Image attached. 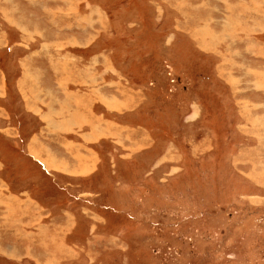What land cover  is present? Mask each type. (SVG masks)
<instances>
[{
  "label": "rangeland",
  "instance_id": "rangeland-1",
  "mask_svg": "<svg viewBox=\"0 0 264 264\" xmlns=\"http://www.w3.org/2000/svg\"><path fill=\"white\" fill-rule=\"evenodd\" d=\"M41 1L51 9L38 8L34 16L7 6L16 16L6 11L10 18L0 17V130L20 128L22 121L35 126L23 97L13 95V79L21 76L20 59L53 35L55 46L70 42L63 52L85 59L80 62L86 73L101 69V63V74H115L118 91H97L95 104L103 112L117 109L110 118L126 120L136 132L132 142L121 136L123 145L107 131L110 143L97 161L100 175L75 185L76 180L49 175V165L31 151L47 177L32 171L21 153L27 152L20 145L26 135L13 129L17 142L11 158L17 163L0 162L2 180L52 191L59 200L53 212L73 203L65 213L75 224L60 240L44 234L34 240L25 230L31 229L29 217L28 224L19 217L14 225L2 219L0 264H264V49L255 59L250 44L264 45V7L253 11L248 0H70L69 7ZM226 6L239 16L228 17ZM16 13H24L22 28L11 22H19ZM61 15L65 20L58 22L55 17ZM25 34L39 37L26 40ZM233 38L247 40L239 41L245 54ZM29 41L32 51L20 45ZM99 76L79 79V89L106 85ZM129 86L144 96L128 116L120 113L122 103L115 96L125 100ZM11 229H18L19 238L5 239Z\"/></svg>",
  "mask_w": 264,
  "mask_h": 264
},
{
  "label": "crops",
  "instance_id": "crops-1",
  "mask_svg": "<svg viewBox=\"0 0 264 264\" xmlns=\"http://www.w3.org/2000/svg\"><path fill=\"white\" fill-rule=\"evenodd\" d=\"M2 1V3L0 2V17H3L4 21L8 20L10 17H15L16 15L14 13L16 9L18 12H22L23 10L28 13L33 12L34 16H37L39 13L38 8H42L45 11L51 9L47 4L48 2H42L41 0H28V4L37 6V8L33 11L30 8L24 6L20 0ZM58 2H62L61 5L65 4L69 7L70 0H66L65 2L63 0H58ZM75 2H77V0ZM248 2H251V4L254 5L253 11L259 10L261 7L263 9L264 7V0H248ZM73 5L76 4L74 3ZM7 6L11 9L13 8L12 10H14V13H9ZM6 11H8V14L10 15L9 18L5 16ZM95 11V14L98 15V26L101 28L102 23H104L103 16H101L103 14L99 9ZM260 12H262V10ZM17 15L20 17L19 22L17 23V20H11V22L18 28H22L23 23L20 21L22 20L24 13ZM25 16L27 15L25 14ZM234 16H239V12H235V8H230L228 11V17L232 18ZM40 18L43 17L40 16ZM230 18H228L225 22L229 21ZM55 19H58V22H63V20H65L62 18V15L60 17L56 16ZM255 23L259 24V20L255 21ZM0 28H2V25H0ZM49 31L50 29L46 31L45 34L47 35ZM49 34L51 35L52 33ZM25 35L26 40H31L33 37L34 39H37L39 37H36V34ZM52 36L53 35H51V39L49 38V41L42 40L40 42V50H36V52L32 51V46L34 43L33 41H29L28 44H20L23 48L28 47L32 52L23 56L19 61L20 69L19 67L18 69L22 73L18 80L13 77V95L17 97H23L26 112L29 114V116L35 119V126L33 127L32 125H26L24 121L21 122L20 128L17 127V129H22L23 137L24 133L26 135L23 138L24 143H19H22L20 144L22 147L25 146L27 152L25 153L21 150L20 151L28 157L26 163L28 167L32 169V171H35V173L42 178L47 177V175L44 171L45 166L41 167L39 163L40 159L44 160L47 165H49V175H51L53 178H63L61 180H64V182L66 179L76 180L77 183L75 185H77L78 182L90 183L100 175L97 161L102 157V149L106 148L110 143L111 137H108L109 132L110 135L114 134L117 137L116 138L112 136V138L115 139V144H123V142H121V140H123L121 139V136L124 135L126 141L130 140L132 142V134L136 132V130L134 127L130 128L129 125H126V123H128L126 120L125 122H117V120H114L112 117L110 118L109 113H117V109H113L110 112H103L101 110V105L97 104L96 106L95 104V96H97V91H118V82H113L114 77L116 79L115 74H112L113 76L110 75L111 70H107L106 76L101 74L103 64L99 63L101 65V69L95 70L93 68L92 72L90 68L89 71H91L93 77L95 72L97 75L100 74L99 78L102 76V80L106 81V85L101 86L100 84L97 90L95 88L93 89L94 91L90 90L89 92H82V89H79L78 85L80 84L79 79L82 81V78H87L88 74H91L88 72L86 73L85 71L87 69L81 64V62L85 59L81 58V61V59H78L75 56L71 57L69 52H63L62 49H66V45L68 46L70 42L69 44L63 43V46H55ZM46 39H48V36H46ZM233 39L237 43L236 45L239 48L238 50L242 54H245L244 52L246 47L244 45L239 47V41L247 40L243 38ZM248 41L250 42V40ZM250 44L254 46V48H252L255 52L253 56L255 59H257L259 57L257 50L260 47L264 49V45H261V43L257 44L252 41ZM97 58H93L90 61L94 62ZM246 58L248 59V56ZM14 64H18V62H14ZM47 64L50 65L53 72L49 71ZM55 69L58 71L56 74L54 73ZM3 70L5 69L3 68ZM239 71L241 70L239 69ZM4 73L8 79L7 70H5ZM229 79L231 80L232 84L236 82V79L233 77H229ZM57 81L61 82L62 86L66 87H61ZM254 88L255 89H251L253 92L256 91L258 94L262 92L260 89H257V87ZM125 90L127 93V98L125 97V100L120 101L118 98L120 95H122L120 94L115 96V100H118L120 103H122L120 113L125 111L128 112L129 116L130 107L135 105L136 100L143 102L144 95L142 90L132 89L130 86L129 89ZM95 91L96 95L94 94ZM88 95H90L91 100L89 99L86 106H84L85 102H87ZM0 96L1 103V99L4 96L1 90ZM111 96L112 95H109V97ZM111 103H113V101ZM125 104L127 105L126 110L124 108ZM81 115L85 117L83 120H79V116ZM36 119H39V121ZM71 119H73V123L71 122ZM78 120L80 123H75L78 122ZM261 120L263 121L260 122L262 125L264 123V119ZM258 122L259 120L255 119L254 125H258ZM13 129H16V125H10L9 129L0 130L3 135H0V162L9 161L17 163L15 160H13V158H11V148L14 147L13 145L17 142V140H15L16 138L11 136V131H14ZM8 134H10L11 137L8 136ZM118 135L120 136V139H118ZM2 144L8 145L10 148L3 147L1 146ZM125 144L126 143L124 142L123 145ZM31 151L37 153L40 159L33 157L30 154ZM124 157H128V155H125ZM2 169L4 168L1 164L0 172H2ZM9 180L12 182L11 178ZM8 183V180L7 182H4L0 176V223L3 222L2 219H6L3 223L7 222L8 224L14 225L20 218L21 220L24 219V221L28 224L29 217L32 219L31 225H29L31 229L29 233H27L29 229L26 228L25 230L26 234L31 235L28 239L34 240H43L41 237L42 234L45 235L43 236L45 239L53 238L54 240H60V238H63V234L71 230L70 226L75 224V222L72 220L69 214L65 213V208H68L73 203L70 202L67 206L61 207L59 209L56 208L58 211L53 212V204L59 200L55 199L52 191L48 194V191H44L43 188H21L17 187L16 185L9 186ZM17 230L18 229L9 230L8 237L5 236V239L7 238L8 240H12L19 238V235H16L18 233ZM20 238L27 239V237ZM1 239L4 240V237L2 236Z\"/></svg>",
  "mask_w": 264,
  "mask_h": 264
},
{
  "label": "trees",
  "instance_id": "trees-1",
  "mask_svg": "<svg viewBox=\"0 0 264 264\" xmlns=\"http://www.w3.org/2000/svg\"><path fill=\"white\" fill-rule=\"evenodd\" d=\"M118 5H120V4H118ZM112 11H113V8H112Z\"/></svg>",
  "mask_w": 264,
  "mask_h": 264
}]
</instances>
